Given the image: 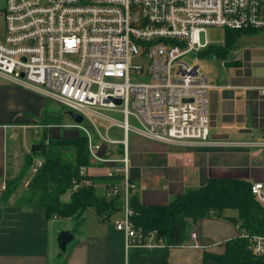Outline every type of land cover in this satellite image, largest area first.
Here are the masks:
<instances>
[{"label":"built area","instance_id":"built-area-1","mask_svg":"<svg viewBox=\"0 0 264 264\" xmlns=\"http://www.w3.org/2000/svg\"><path fill=\"white\" fill-rule=\"evenodd\" d=\"M0 14V79L82 116L81 123L45 126L79 129L92 163L106 166L108 177L119 174L103 194L119 199L121 216L113 224L126 250L164 246L162 238L154 241V230L144 235L132 220L129 134L181 146L257 148L264 166V139L209 138L212 85L198 64L182 58L210 44L209 27L264 30V0H4ZM138 53L148 56L145 66L132 61ZM112 127L122 137L110 136ZM115 145L121 153L109 155L106 147ZM41 165L33 156L29 169ZM88 167L78 166L70 192L95 185ZM250 189L264 204V179ZM239 237L253 254H264V235L241 231Z\"/></svg>","mask_w":264,"mask_h":264},{"label":"crops","instance_id":"crops-1","mask_svg":"<svg viewBox=\"0 0 264 264\" xmlns=\"http://www.w3.org/2000/svg\"><path fill=\"white\" fill-rule=\"evenodd\" d=\"M209 57L215 59V67L208 75L199 68L212 85L208 90L209 138L264 139V96L260 93L264 86V30L244 31L223 57ZM45 103L36 92L0 79V264H127L131 248L125 249L124 234L113 224L121 216L120 208L100 220L90 207L95 214L90 222L84 221L85 208L75 224L71 218H47L41 205L16 203L28 181V175L21 177L19 171L36 144L24 154V150L19 152V140L24 138L25 129L42 127L35 128L36 133H42V129H49L46 124L58 123H42L40 112ZM33 116L39 120H32ZM127 149L129 178L143 204H165L175 194L202 185L213 176L238 177L250 183L264 179L257 148L181 146L129 134ZM103 167L91 164L88 170L98 176L105 173ZM13 177L19 178L18 187L4 200L2 184ZM105 185L95 180L97 191L103 193ZM69 195L68 190L61 199L67 200ZM225 213L234 214L235 210ZM73 227L76 233L71 231ZM61 229L73 233L65 250L56 241ZM240 232L224 217L188 219L184 228L175 222L169 229L166 264H203L204 252L222 253L225 242L239 237ZM205 264L239 263L209 259Z\"/></svg>","mask_w":264,"mask_h":264},{"label":"trees","instance_id":"trees-1","mask_svg":"<svg viewBox=\"0 0 264 264\" xmlns=\"http://www.w3.org/2000/svg\"><path fill=\"white\" fill-rule=\"evenodd\" d=\"M249 31V30H245ZM252 31V30H251ZM244 31L225 29L222 44H209L200 54L223 57L233 44L236 37ZM46 104V103H45ZM42 123L58 122L47 121V114L42 108L40 112ZM59 123V122H58ZM45 129L41 138L36 142L33 150L25 156L24 164L19 171V176H28L26 187L16 199L17 204H38L44 207L47 218L75 219L82 211L91 207L100 217L106 220L119 209L117 196L106 197L96 190L94 185L83 186L76 191H71L67 200H62L61 195L68 191L71 180L78 177L79 165L93 164L87 152L86 138L83 135L51 136ZM109 155H119L122 151L119 145L107 146ZM33 155L42 158V165L32 173L29 165ZM92 179L102 180L109 184L119 177L116 174L108 177L105 173L98 176L91 175ZM19 178H7L2 192V198L8 197L17 189ZM250 182L231 176H213L197 187H190L181 193L175 194L165 204H143L135 192L131 194L130 206L134 214L132 220L139 226L145 235L154 230V241L162 238V247H133L129 250L127 264H166L167 240L169 229L175 222L181 223L184 228L186 220L217 216L224 217L235 223L242 232L248 234L264 235V204L257 202L251 193ZM233 209L234 214H226L225 210ZM73 233L77 230L71 229ZM246 238L236 237L225 242L222 253L204 252L203 264L207 260L215 262H235L239 264H264V254L255 255L247 247Z\"/></svg>","mask_w":264,"mask_h":264},{"label":"rangeland","instance_id":"rangeland-1","mask_svg":"<svg viewBox=\"0 0 264 264\" xmlns=\"http://www.w3.org/2000/svg\"><path fill=\"white\" fill-rule=\"evenodd\" d=\"M4 5V0H0V10ZM3 32V17L0 14V36L2 35ZM225 33V28L218 26V27H209L207 30V38L209 40L210 44H220L223 41ZM184 61H187L188 63H196L199 65V68L205 72L206 75H208L209 71L214 68V63L215 59L213 57L205 56L203 54H200V52L196 55L194 54H187L184 55L183 57ZM132 61L134 63L146 65L148 62V56L144 54H135L132 57ZM38 94V93H36ZM39 96H42L39 94ZM45 101L47 102L45 105H43V108L47 114V121L49 120H55L58 121L59 123H71L73 120L67 113V108L64 106L51 101L49 99L44 98ZM32 120L38 121L39 117L38 116H33ZM85 123V122H83ZM99 128L101 131H103V128L105 124L102 122H97ZM44 127V126H43ZM35 128H42V127H32L30 130L25 129V136L21 140H19V144L22 145V149L19 150V152L23 151L24 154L28 153L26 149H29L30 145L35 144L38 142V140L41 138V133H36ZM49 129H45V133L51 136H71V135H83L82 132L77 129V128H63V127H48ZM43 131V129H42ZM110 136H116L117 138L122 137V132L120 129L116 127H112L110 129ZM91 160V159H90ZM92 162V161H91ZM102 169H107V167H103ZM31 173L28 172L27 175L29 176ZM61 197V196H60ZM84 221L90 222L93 221L95 218L94 211L89 207L85 209L84 213Z\"/></svg>","mask_w":264,"mask_h":264},{"label":"water","instance_id":"water-1","mask_svg":"<svg viewBox=\"0 0 264 264\" xmlns=\"http://www.w3.org/2000/svg\"><path fill=\"white\" fill-rule=\"evenodd\" d=\"M117 102H119V100H117ZM67 113L69 114V116L72 118V120L75 123H81L82 122V116L80 114H77L71 110H67ZM72 239H73V233L70 230L61 229L57 233L56 241H57L58 247L61 250H65L67 243L70 242Z\"/></svg>","mask_w":264,"mask_h":264}]
</instances>
